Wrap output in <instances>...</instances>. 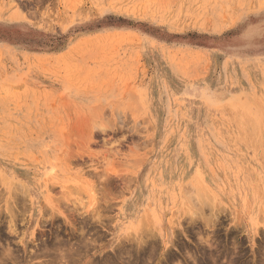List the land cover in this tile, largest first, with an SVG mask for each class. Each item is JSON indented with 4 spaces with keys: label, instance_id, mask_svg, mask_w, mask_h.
<instances>
[{
    "label": "rangeland",
    "instance_id": "rangeland-1",
    "mask_svg": "<svg viewBox=\"0 0 264 264\" xmlns=\"http://www.w3.org/2000/svg\"><path fill=\"white\" fill-rule=\"evenodd\" d=\"M49 263L264 264V0H0V264Z\"/></svg>",
    "mask_w": 264,
    "mask_h": 264
},
{
    "label": "bare ground",
    "instance_id": "bare-ground-1",
    "mask_svg": "<svg viewBox=\"0 0 264 264\" xmlns=\"http://www.w3.org/2000/svg\"><path fill=\"white\" fill-rule=\"evenodd\" d=\"M71 260V259H70ZM50 264V263H49Z\"/></svg>",
    "mask_w": 264,
    "mask_h": 264
}]
</instances>
